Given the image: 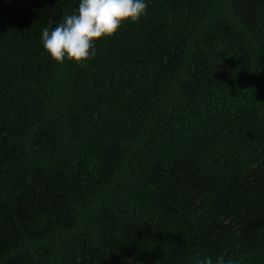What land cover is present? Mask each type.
Wrapping results in <instances>:
<instances>
[{
  "label": "trees",
  "instance_id": "obj_1",
  "mask_svg": "<svg viewBox=\"0 0 264 264\" xmlns=\"http://www.w3.org/2000/svg\"><path fill=\"white\" fill-rule=\"evenodd\" d=\"M146 2L81 64L0 0V264H264V0Z\"/></svg>",
  "mask_w": 264,
  "mask_h": 264
},
{
  "label": "clouds",
  "instance_id": "obj_2",
  "mask_svg": "<svg viewBox=\"0 0 264 264\" xmlns=\"http://www.w3.org/2000/svg\"><path fill=\"white\" fill-rule=\"evenodd\" d=\"M146 0H79L78 9L65 15L53 29L45 27L41 40L50 57L83 63L95 55L94 42L111 38L125 22H138L147 14ZM196 264H226L223 256L208 255Z\"/></svg>",
  "mask_w": 264,
  "mask_h": 264
}]
</instances>
